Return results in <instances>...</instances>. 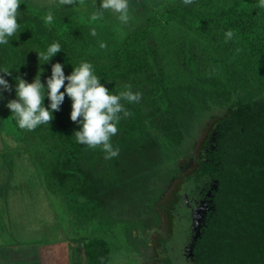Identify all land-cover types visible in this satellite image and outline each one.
Returning <instances> with one entry per match:
<instances>
[{
  "label": "trees",
  "instance_id": "trees-1",
  "mask_svg": "<svg viewBox=\"0 0 264 264\" xmlns=\"http://www.w3.org/2000/svg\"><path fill=\"white\" fill-rule=\"evenodd\" d=\"M27 1L18 9L17 34L0 45V71L11 72H0L12 89L4 91L7 103L17 98V77L31 83L39 75L49 107L46 81L55 63L67 76L88 62L110 94H119L125 84L141 94L138 102L121 101L131 115L119 121L111 138L119 148L111 159L101 146L77 142L80 125L70 118L67 95L50 124L32 131L21 129L7 106L0 110V131L23 143L46 189L73 217L101 222L105 229L132 227V216L136 225L151 227L154 192L177 171L202 121L227 110L188 175L194 193H211L193 264H264V8L259 0H148L142 14L129 5L127 23L111 9L99 10L101 18L93 21L98 10H86L81 0L44 6ZM49 12L51 24L45 21ZM229 30L234 35L226 41ZM54 42L61 51L44 63L38 54ZM107 194L120 200L109 203ZM183 212L189 221V211ZM124 213L130 217L121 218ZM82 238L88 264H113L105 237Z\"/></svg>",
  "mask_w": 264,
  "mask_h": 264
},
{
  "label": "rangeland",
  "instance_id": "rangeland-1",
  "mask_svg": "<svg viewBox=\"0 0 264 264\" xmlns=\"http://www.w3.org/2000/svg\"><path fill=\"white\" fill-rule=\"evenodd\" d=\"M29 1L44 6L54 0ZM101 2L81 0L79 4L96 11ZM128 2L139 14L149 9L148 0ZM2 96L0 110L7 104L4 92ZM226 113L227 110L211 113L199 125L198 134L188 140L177 171L154 192L151 207L155 219L151 227L136 225V218L125 213L120 217H130L132 227L113 225L105 229L101 222L73 217L66 203L46 189L42 173L23 143L0 131V264H87L82 236L91 235L109 241L113 264H192L189 251L182 253L187 223L190 227L183 212V196L191 188L188 175L203 158L206 140ZM112 194L105 197L109 203L120 200L112 201ZM195 223L194 219L193 229Z\"/></svg>",
  "mask_w": 264,
  "mask_h": 264
},
{
  "label": "clouds",
  "instance_id": "clouds-1",
  "mask_svg": "<svg viewBox=\"0 0 264 264\" xmlns=\"http://www.w3.org/2000/svg\"><path fill=\"white\" fill-rule=\"evenodd\" d=\"M193 0H183L184 4H191ZM61 5H73L76 0H59ZM21 0H0V45L8 44L9 37L17 34L19 24L17 22L18 9ZM259 7L264 8V0H259ZM119 13V20L127 23L129 20L128 0H102L100 10H108ZM101 13L98 10L91 16L93 21L100 19ZM45 21L51 24L53 14L49 12ZM91 35H96V30H91ZM234 35L232 30L225 33L226 41ZM101 48L106 44L101 43ZM61 51L58 42L48 46L46 52H40L38 58L44 63L48 62L56 53ZM5 75H11L8 69L0 71ZM16 99L7 103V108L17 118L18 126L28 131L34 130L41 124H50L53 119L52 113L59 111L64 102L65 95L71 101L70 118L80 125V130L75 131L76 140L81 145L90 148L102 147L106 153L105 159L118 156L119 148H113L111 138L118 132L117 125L123 117L131 113L125 108L121 101L128 103L138 102L140 93L131 91V85L125 84V90L119 94H110L109 89L101 84L100 78L94 74L93 66L88 62H82L78 67L73 68L70 75H65L63 65L55 63L51 68V76L47 78V98L50 101L49 107L44 106L45 85L41 83L39 75L29 83L17 77ZM65 81L67 85L65 86ZM64 91H61V89ZM11 85L0 75V99L4 91L11 92ZM122 114V116H121Z\"/></svg>",
  "mask_w": 264,
  "mask_h": 264
},
{
  "label": "flooded vegetation",
  "instance_id": "flooded-vegetation-1",
  "mask_svg": "<svg viewBox=\"0 0 264 264\" xmlns=\"http://www.w3.org/2000/svg\"><path fill=\"white\" fill-rule=\"evenodd\" d=\"M207 195L210 196L211 193L208 192ZM208 196H203L202 192L194 193L192 187L187 191V194L183 196L184 200L182 207L184 208V210H188L191 215L190 227H189L190 231L189 234L186 235L185 243L182 250V253H184V255H186L185 249H187L189 252L191 249L192 252L194 251L193 249L195 245V240H197L202 233L204 218L207 214V210L209 209V202H211V198H209ZM195 217H196L195 219L196 223H195V228L193 229L192 224H194ZM172 247L175 249L174 245H172ZM189 259L193 264V255L189 256ZM86 262L88 264L87 260Z\"/></svg>",
  "mask_w": 264,
  "mask_h": 264
},
{
  "label": "water",
  "instance_id": "water-1",
  "mask_svg": "<svg viewBox=\"0 0 264 264\" xmlns=\"http://www.w3.org/2000/svg\"><path fill=\"white\" fill-rule=\"evenodd\" d=\"M194 219H196V217ZM192 255H193V252H192V249H191L190 252H189V256H192Z\"/></svg>",
  "mask_w": 264,
  "mask_h": 264
}]
</instances>
